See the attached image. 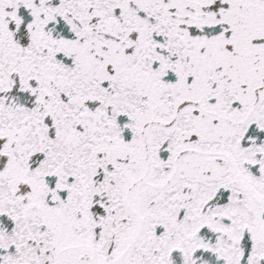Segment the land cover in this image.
Masks as SVG:
<instances>
[{
	"label": "snow or ice",
	"instance_id": "1",
	"mask_svg": "<svg viewBox=\"0 0 264 264\" xmlns=\"http://www.w3.org/2000/svg\"><path fill=\"white\" fill-rule=\"evenodd\" d=\"M0 264H264V0H0Z\"/></svg>",
	"mask_w": 264,
	"mask_h": 264
}]
</instances>
